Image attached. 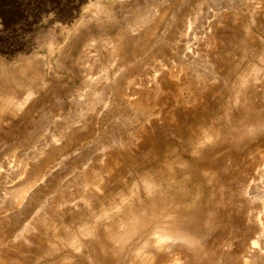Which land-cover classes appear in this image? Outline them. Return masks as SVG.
I'll list each match as a JSON object with an SVG mask.
<instances>
[{
	"label": "rangeland",
	"instance_id": "374dc122",
	"mask_svg": "<svg viewBox=\"0 0 264 264\" xmlns=\"http://www.w3.org/2000/svg\"><path fill=\"white\" fill-rule=\"evenodd\" d=\"M0 264H264V0L0 4Z\"/></svg>",
	"mask_w": 264,
	"mask_h": 264
},
{
	"label": "flooded vegetation",
	"instance_id": "af4514ba",
	"mask_svg": "<svg viewBox=\"0 0 264 264\" xmlns=\"http://www.w3.org/2000/svg\"><path fill=\"white\" fill-rule=\"evenodd\" d=\"M14 2H16V0H0V4H9Z\"/></svg>",
	"mask_w": 264,
	"mask_h": 264
}]
</instances>
